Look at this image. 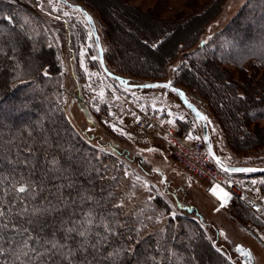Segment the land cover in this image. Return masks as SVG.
Here are the masks:
<instances>
[{
	"label": "trees",
	"instance_id": "obj_1",
	"mask_svg": "<svg viewBox=\"0 0 264 264\" xmlns=\"http://www.w3.org/2000/svg\"><path fill=\"white\" fill-rule=\"evenodd\" d=\"M119 1L120 12L117 11L119 9H107L109 21L97 6L103 0L69 1L81 5L85 11L95 13L103 25L99 36L102 62L108 73L98 58L93 61L105 78L113 79L116 83L118 81L119 84L120 80H126L134 85L142 83L144 79L166 82L171 65L181 56L182 62L175 69L174 84L184 93L196 92L206 101L227 148L241 156L263 149L264 126H259L258 120L264 118V40L259 43L263 45L259 51L258 48L241 50L235 58L230 57L232 54L228 49L231 46L228 43L234 41L235 32L239 38L243 37L242 41H247L239 42L242 47L248 46L253 37H257L254 40L257 42L261 38L259 33L264 36V14L261 18L259 15L261 9L264 11V0H249L222 31L196 49L194 47L202 31L219 14L224 0H186L187 12L178 10L174 16L162 19L160 11L167 7V0H157L145 10L131 4L130 0ZM30 2L40 9L42 0ZM53 17L67 31L70 22L61 20L59 15ZM249 17L260 20L251 25ZM108 22L114 30L110 29ZM179 26H189L190 36L186 37L187 40L177 37L175 32ZM184 28L178 30L180 35L184 34ZM68 35L66 45L70 48L72 37ZM222 42L226 48L221 49ZM139 51L142 53L137 57L140 60L148 58L150 66L138 60L136 63L131 61V55ZM58 63L54 47L32 14L0 0V145L4 157L0 159V174H12L19 178L21 175L29 176L34 170L33 179L38 181L49 167L46 157L51 159L55 155L62 164L70 157L72 167L77 171V175L71 179L83 191L106 204V208L97 211L119 213V219L126 225L118 230L120 235L112 237L110 245L102 248L95 259L92 255L88 256L93 264H235L230 254L219 244L218 229L211 223H194L186 216H179L168 218L158 228V223H147L148 219L143 218V215H135L132 208L124 205L125 190L131 186V182L126 179L121 162L84 141L64 116ZM75 70L81 72L74 63L71 71L76 75ZM81 88L78 85L79 91ZM101 106L102 114L106 113V107ZM177 124L180 133H186L183 125ZM110 133L119 139L120 144L127 143L123 137ZM110 148L114 153L127 157L118 143ZM136 157L142 164L143 156ZM9 159L15 163H9ZM81 171L83 175H79ZM230 174L235 177L241 173ZM255 175L263 176L258 186L264 199V172ZM168 185L166 179L161 178L160 195L153 197V205L158 210H167L162 198L165 193H170ZM44 187L51 188L52 184L45 181ZM52 191L55 192V189L52 188ZM68 191L65 189V194ZM109 193L112 195L109 196ZM33 203L44 201L38 196ZM113 203H122L123 207L114 208ZM235 203L229 215L255 228L264 237V222L244 204L239 201ZM89 206L85 204L84 208ZM181 206L178 209L182 215L195 212L192 207L189 211L184 209L183 203ZM150 224L153 225L148 230ZM45 231L50 232L51 229L46 228ZM115 249H120L119 256L112 260L104 259L107 252ZM151 257L156 260L153 261ZM5 258L11 260L6 254V257H0V262ZM20 259L26 258L21 256ZM77 259H80L79 255Z\"/></svg>",
	"mask_w": 264,
	"mask_h": 264
},
{
	"label": "rangeland",
	"instance_id": "obj_2",
	"mask_svg": "<svg viewBox=\"0 0 264 264\" xmlns=\"http://www.w3.org/2000/svg\"><path fill=\"white\" fill-rule=\"evenodd\" d=\"M11 3L14 6L24 9L32 14L44 29L50 44L54 47V51L59 60L60 81L63 96V105L66 119L81 136L84 141L95 147L99 152L111 155L123 166V173L131 186L126 188V204L127 208H132L133 213L148 219L147 223H158L159 228L168 218L186 216L194 223H211L218 229V241L224 251L233 258L235 264H241V256L235 253V246L241 245L249 249L252 261L250 264H264V237L255 228L248 224H242L229 215V208L224 207L217 201L212 200L205 192L206 184L183 171L174 163L172 155L158 139L151 141L143 138L138 130H130L135 119L140 115L148 113H157L164 115L171 122L182 124L185 132H189L192 136L201 140L202 135L201 121L195 119L190 111L183 105L178 98L177 92L168 87L160 86H136L124 87L113 79H107L106 76L93 60L98 58V51L94 42L93 35L89 29L87 21L82 11L74 5L62 3L58 0H42L40 9L31 4L30 0H2ZM72 1V0H69ZM112 1V2H111ZM249 0H224L219 14L205 27L204 31L197 41L194 49L208 42L217 33L226 27L228 22L234 17ZM97 2V1H96ZM157 0H130L131 4L139 6L141 9H148ZM119 0H103V3H97L105 16L107 9H119ZM186 0H167V7L160 11L162 18H170L174 16L178 10L188 11ZM261 9L259 15L263 16L264 11ZM105 11V12H104ZM109 11V12H110ZM120 12V9L117 10ZM94 21V25L99 38L103 25L97 18L95 13L87 11ZM53 15H59L60 19H67L70 23L66 29L62 28L60 21L57 22ZM260 18L249 17L251 25L259 22ZM109 23V22H108ZM112 30L113 26L109 23ZM138 27V26H134ZM186 29L183 35L178 33L179 29ZM178 29V30H177ZM114 30V29H113ZM177 37L184 38L190 36L189 26H179L176 28ZM264 31H262V34ZM72 37L70 49L66 45V35ZM144 34V33H143ZM261 38L254 42L257 37L252 38V42L248 46L240 44L243 37L239 38V34L234 33V41L229 42L228 51L232 54V58L237 57L241 50H249L252 48H262ZM114 36V35H113ZM233 36V35H232ZM117 38V36H114ZM251 40V39H250ZM242 41V43H244ZM240 42V43H239ZM247 42V41H246ZM221 49L226 48L224 42L220 43ZM101 49V48H100ZM137 54L131 55V61L144 65H149L148 58L140 60ZM138 56V57H137ZM182 62L181 56L171 65L166 82L172 86L175 69ZM75 68L79 67L81 72L76 75L71 71L72 64ZM96 67V68H95ZM235 76V72H233ZM149 80L144 79L138 85L150 84ZM79 87L82 89H78ZM179 88V87H178ZM180 89V88H179ZM183 91V90H182ZM185 98L187 101L195 105L197 110L205 115L206 128L209 137L210 149L213 153L227 165H246L254 169L264 168V148L256 152H250L244 156L234 154L225 144L220 135V128L217 121L212 116L206 101L196 92L186 91ZM101 105L106 107V113L102 114ZM105 109V108H104ZM259 126H264V118L258 120ZM112 132L116 136L123 137L127 143L120 144L119 139L111 135ZM97 135L91 137L89 135ZM264 134V133H263ZM98 139V141L96 140ZM108 143V144H107ZM120 149H124L126 156L114 153L110 148L113 144H117ZM126 145V146H125ZM136 155H142L143 163L137 161ZM264 172V170L252 171L238 174L235 179L239 184L247 186L252 192L259 189V183L263 176L255 174ZM134 174V175H133ZM161 174V175H160ZM139 177V179H137ZM161 178L166 179L170 193H165L162 198L167 205L166 209L158 210L153 205V197L160 195ZM124 180V179H123ZM173 192V193H172ZM173 194V196L171 195ZM191 209L195 212L189 215H182L179 209ZM241 203V202H240ZM179 207V209H178ZM198 214V215H196ZM264 222V213L255 214ZM176 223V222H173ZM148 230H151L153 224H150ZM224 253L222 250H218ZM225 254V253H224Z\"/></svg>",
	"mask_w": 264,
	"mask_h": 264
},
{
	"label": "snow or ice",
	"instance_id": "obj_3",
	"mask_svg": "<svg viewBox=\"0 0 264 264\" xmlns=\"http://www.w3.org/2000/svg\"><path fill=\"white\" fill-rule=\"evenodd\" d=\"M167 86L169 85L160 87ZM3 158V147L0 145V159ZM45 159L49 167L38 181L33 179L34 170L29 176L21 175L19 178L12 174H0V257H6V254L11 257V260L5 258L0 264H17V261L19 264H93L88 256L92 255L95 259L102 248L110 245L112 237L120 235L118 230L126 225L119 219V213L97 211L107 206L100 199L83 191L71 179L77 175V171L72 167L70 157L63 164L55 155L51 159ZM8 162L15 163L11 159ZM83 174L82 171L79 172V175ZM57 180L68 182L55 183ZM45 181L51 183L52 187L46 189ZM65 189L69 190L67 194ZM211 191L215 193L216 189ZM45 192L46 195H41ZM228 195L227 192L224 193V197ZM38 196L44 203H33ZM85 204L90 206L85 209ZM112 207L122 208L123 204L113 203ZM46 228L51 231L46 232ZM238 251L249 257L251 255L243 252L242 248H238ZM119 254L120 249H115L107 252L104 259L112 260ZM78 255L80 259H77ZM21 256L26 259L21 260ZM151 259L156 260L155 257Z\"/></svg>",
	"mask_w": 264,
	"mask_h": 264
},
{
	"label": "built area",
	"instance_id": "obj_4",
	"mask_svg": "<svg viewBox=\"0 0 264 264\" xmlns=\"http://www.w3.org/2000/svg\"><path fill=\"white\" fill-rule=\"evenodd\" d=\"M130 130L140 131L148 141L158 139L167 147L177 166L206 184L205 192L212 200L226 208L239 201L251 212L264 213V199L258 187L252 192L247 186L239 184L234 176L219 168L212 162L203 141L189 132L180 133L177 122L151 112L138 116ZM214 188L215 193L211 191ZM225 192L229 194L227 197H224Z\"/></svg>",
	"mask_w": 264,
	"mask_h": 264
},
{
	"label": "water",
	"instance_id": "obj_5",
	"mask_svg": "<svg viewBox=\"0 0 264 264\" xmlns=\"http://www.w3.org/2000/svg\"><path fill=\"white\" fill-rule=\"evenodd\" d=\"M58 1H60L62 3H65V4L74 5L77 9H79L80 11L83 12L84 17H85V19L87 21V24L89 26V29H90V31H91V33L93 35V38H94V42H95V45H96V48H97V51H98V59H99V62L101 64L102 68L104 69V71H106L105 66H104V64L102 62L103 61V58H102V49H100L101 48V44H100L99 38L97 36V31H96V28H95V25H94V21L91 18V16L89 15V13L87 11H85V9L81 5H79V4H72V3H70L67 0H58ZM89 17H90V19H89ZM120 83L124 87L169 85L167 87L168 88H172V89H174L177 92V94L179 96L178 98L183 103V105L190 111V113L193 115V117L195 119H198V120L201 121L200 123H201V127H202V135H203V141H204L205 149L207 150V152H208L209 156L211 157V159L222 170H224L225 172H228V173H232L233 174V173L252 172V171H234L233 169H254L253 167L246 166V165H227V164H224L222 161H220V159L210 149L209 137L207 136L208 135V132H207L206 123H205L206 122L205 115L201 111L197 110V108L195 107L194 104H192L191 102L187 101V99L185 98L184 92L181 89H179L178 87L172 86L168 82H159V81H155V82H152L150 84H145V85L129 84V83H127L126 80H123V81L120 80ZM256 170L262 171V170H264V168H262V169H254V171H256ZM238 248H242L243 249V252H247V253H250L249 249L246 248V247H243L241 245H236L234 252L237 253V255L241 256V264H250L251 261H252L251 255H250V257L244 255L241 251H238Z\"/></svg>",
	"mask_w": 264,
	"mask_h": 264
},
{
	"label": "flooded vegetation",
	"instance_id": "obj_6",
	"mask_svg": "<svg viewBox=\"0 0 264 264\" xmlns=\"http://www.w3.org/2000/svg\"><path fill=\"white\" fill-rule=\"evenodd\" d=\"M199 133H201L202 134V128H201V130H200V132ZM200 136H202V139H203V135H200Z\"/></svg>",
	"mask_w": 264,
	"mask_h": 264
},
{
	"label": "bare ground",
	"instance_id": "obj_7",
	"mask_svg": "<svg viewBox=\"0 0 264 264\" xmlns=\"http://www.w3.org/2000/svg\"><path fill=\"white\" fill-rule=\"evenodd\" d=\"M106 16V15H105ZM196 21V20H195ZM150 23V22H149ZM192 23V22H191ZM197 23V22H196ZM195 24V23H194ZM191 25H193V24H191ZM157 28V27H156ZM183 35V34H182Z\"/></svg>",
	"mask_w": 264,
	"mask_h": 264
}]
</instances>
